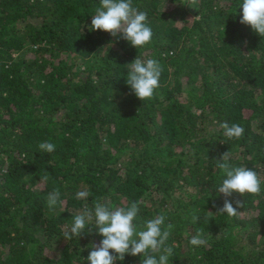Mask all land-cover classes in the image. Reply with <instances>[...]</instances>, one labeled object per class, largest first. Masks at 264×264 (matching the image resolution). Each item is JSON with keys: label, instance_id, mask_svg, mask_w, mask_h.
Wrapping results in <instances>:
<instances>
[{"label": "trees", "instance_id": "obj_1", "mask_svg": "<svg viewBox=\"0 0 264 264\" xmlns=\"http://www.w3.org/2000/svg\"><path fill=\"white\" fill-rule=\"evenodd\" d=\"M241 3L133 0L153 32L136 49L90 30L99 0H0V264H90L94 222L80 238L64 232L98 199L138 202V228L165 215L169 264H264V37L240 23ZM137 56L163 68L143 102L126 83ZM223 122L243 136L228 139ZM228 151L262 181L259 196L228 198L243 204L235 217L216 213ZM197 234L206 245L189 243Z\"/></svg>", "mask_w": 264, "mask_h": 264}, {"label": "clouds", "instance_id": "obj_2", "mask_svg": "<svg viewBox=\"0 0 264 264\" xmlns=\"http://www.w3.org/2000/svg\"><path fill=\"white\" fill-rule=\"evenodd\" d=\"M199 3L200 0H190V5L198 6ZM239 8L242 9L240 23L250 25L256 34L264 37V0H242ZM90 30H101L114 38H122L136 49L148 46L153 36L152 29L147 24V13L134 7L133 0H99V6L91 16ZM162 71L158 60L141 59L137 56L128 64L126 83L139 100H151L156 89L160 87ZM220 127L228 139H240L245 131L239 124L229 126L227 122L221 123ZM38 147L47 153L55 151V145L47 141L40 143ZM229 159V151L217 159L216 167L224 177L218 192L223 194L224 202L222 207L217 208L216 213L235 217L240 213L237 209L243 207V204L238 199L234 207L228 198L233 193L240 196L246 193L259 196L262 181L256 171L245 166H233L228 162ZM89 195L88 191L82 190L76 193V198L84 199ZM59 197L58 189L49 193L50 208L58 203ZM213 207H216L215 203ZM138 213V202H132L127 207L113 208L98 199L94 209L85 207L80 214L73 217L70 228L64 232V238L67 240L82 237L86 228L89 232L92 231L93 227L89 225L94 222V228L103 239L98 245L91 246L93 250L87 257L90 264H115L117 260L123 261L126 255L141 256V264H169L173 249L165 245L174 225L168 223L165 226L166 217L160 214L146 220L138 228L134 223ZM198 218L193 217V222L198 221ZM189 243L199 247L206 245L207 240L197 234L191 237Z\"/></svg>", "mask_w": 264, "mask_h": 264}, {"label": "rangeland", "instance_id": "obj_3", "mask_svg": "<svg viewBox=\"0 0 264 264\" xmlns=\"http://www.w3.org/2000/svg\"><path fill=\"white\" fill-rule=\"evenodd\" d=\"M195 11V10H194ZM193 10L192 11H190V17L192 16V17H194V15H195V12H194ZM28 54L29 53V50H26V52H25V54ZM15 54V56L18 54V53H14Z\"/></svg>", "mask_w": 264, "mask_h": 264}]
</instances>
